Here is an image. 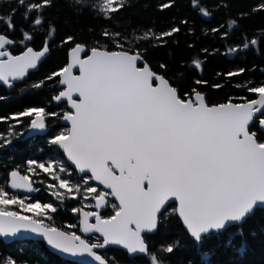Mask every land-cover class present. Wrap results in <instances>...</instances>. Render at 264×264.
<instances>
[{"label": "snow or ice", "instance_id": "snow-or-ice-1", "mask_svg": "<svg viewBox=\"0 0 264 264\" xmlns=\"http://www.w3.org/2000/svg\"><path fill=\"white\" fill-rule=\"evenodd\" d=\"M3 2V0H0ZM16 7L7 16L0 15L6 31H0V84L12 88L23 81L30 70L38 68L50 54L57 24L48 15L56 0H10ZM193 7H199L192 0ZM83 0H74V6H82ZM175 0L161 5L167 9ZM98 16L112 19L114 13L128 6L127 0H95L88 5ZM23 9L22 20L26 27L17 29L13 18ZM264 10V3L253 12ZM200 14L211 16L210 10L201 8ZM248 14L242 13L240 18ZM239 31L237 19H231L211 31L224 39ZM20 32V37L12 35ZM172 27L162 32H146L140 39H162L179 32ZM37 35L44 39L39 49L31 46ZM102 37L116 46L109 50L96 46L87 47L77 42L75 35H67L61 46L72 44L69 62L33 84L40 88L55 80L62 88L52 97L66 102L70 110L63 113L48 112L44 107H29L11 116H0V121H13L7 133H0V141L11 144L7 137L16 136L15 125L24 117L31 119L32 129L43 130L49 117L70 123L66 131L54 135L51 145L62 149L75 168L83 173L81 183H72L59 175L67 173L63 163L49 160H27V173L37 170L50 174L58 184H49L59 200L83 195L95 201L94 211L73 208L82 213L81 230L94 235V240L68 232L45 223L48 212H56L51 203L40 201L26 203L25 198L11 194L6 188L38 191L33 188L32 177L21 174L19 169L8 173V179L0 184V236L17 237L33 233L43 238L47 245L72 256L92 258L98 264H118L107 259L98 250L119 246L126 256L137 261L147 259L148 264H171V256L180 250V241L161 245L153 251L149 236L176 216L195 247L203 249L214 239L235 228L244 235L243 225L257 209L264 210V139L257 136L253 127L258 124L264 130V83L246 87L257 98H242V102L209 105L205 96L195 89L192 94L181 95L178 87L162 72H157L139 51L120 32L103 31ZM129 46L125 47V43ZM244 50L264 45V31L259 38L241 37ZM16 45L23 46L18 53ZM230 48L229 52L239 51ZM206 51V50H205ZM193 64L200 66L199 60ZM167 71V66L159 65ZM78 71V74H77ZM246 71L241 68L229 72V77ZM197 84L207 83L196 81ZM220 87V85H214ZM3 99V97H0ZM96 181L108 191L91 186ZM113 212L105 217L101 210L110 204ZM175 202L174 208L169 207ZM16 205L20 210H12ZM25 213H31L26 215ZM89 218H94L90 222ZM69 228L75 227L69 225ZM226 244L232 246L229 236ZM245 244H241L243 250ZM208 256V252L202 253ZM0 264H18L8 258ZM142 264V261L140 262ZM180 264H185L182 260ZM186 264H193L191 259Z\"/></svg>", "mask_w": 264, "mask_h": 264}, {"label": "trees", "instance_id": "trees-1", "mask_svg": "<svg viewBox=\"0 0 264 264\" xmlns=\"http://www.w3.org/2000/svg\"><path fill=\"white\" fill-rule=\"evenodd\" d=\"M94 2L95 0H83L82 6H74V0H56L54 6L47 10V15L56 22L58 29L53 37L50 54L42 60L36 71L30 72L23 81H17L14 87L5 88L0 85V97H3L0 99V116H11L29 107H44L48 112L64 108V105L56 104L52 99L61 89L55 80L40 88H34L32 85L67 64V51L72 44H60L67 35H75L77 42L85 43L89 48L99 42L101 47L117 50L113 43L101 36L105 30L120 32L127 40L133 41L131 47L144 52V58L153 70L164 73L173 81L181 95L185 92L192 94L195 89L205 95L209 105L226 103L229 100L240 103L242 98L254 99L255 94L247 92L246 87L237 85L247 86L250 83L251 86H258L264 83V45L258 44L244 50L240 43L242 36L249 39L259 38L264 31V10L253 12L264 0H197L199 7H193L192 0H175V5L167 9H162L161 5L168 0H127L128 6L114 13L112 19L98 16L96 11L88 6ZM13 7L16 5L10 0H3L0 2V15L7 16ZM201 8L210 10L212 15H201ZM22 12L23 9L13 18L17 29L26 27ZM242 13L248 15L241 19ZM231 19L238 20L240 30L226 29L231 33L229 39L211 31ZM172 27H179L180 31L162 39H140L146 32L155 33L159 37L162 32ZM0 31H6L2 21ZM12 35L19 38L20 32L16 31ZM43 39V35H37L31 46L40 48ZM128 46L126 42L125 47ZM234 47L240 50L228 51ZM22 49L23 46L19 45V48L13 51L19 52ZM194 60L200 61L199 67L193 64ZM161 64L167 66V71L159 67ZM241 68L246 71L232 77L226 75ZM198 80L207 83L197 84ZM21 119L22 124L15 125L18 134L7 137L12 143L6 145L0 141V184L8 179V173L13 169L26 173V162L29 159L44 163L60 159L68 172L59 175L71 182L77 183L78 180V183H81L82 176L67 164L59 148L49 143L52 136L62 131L59 125H53L45 135L26 137L30 117ZM13 123L11 120L0 121V133H7ZM31 177L32 180L36 179L40 189L28 199L51 203L57 209L54 213L48 212L51 219H46V224L56 225V216L60 213L69 218V225L77 227L73 218L76 213L72 209H91L93 206L94 200L83 195L57 199L52 194L54 189L48 185L58 184V181H54L50 174L31 173ZM90 184L99 189L93 182ZM6 190L10 192L8 188ZM62 209L67 212H62ZM110 210H113L111 206L102 213L108 215ZM243 229V236L236 234L237 230L232 228L222 238L214 239L203 249H199L193 245L178 217L172 216L150 241L153 251H157L161 245L180 241V250L171 256V264H180L182 260L186 264L188 259H191L193 264H264V210L257 209L243 225ZM229 236L233 240L232 246L226 244ZM242 243L245 244L243 250ZM203 252H208V256H204ZM8 258L15 259L18 264H80L58 256L49 251L43 242L31 239L9 243L0 239V262ZM113 258L118 259L120 264H140L141 261L142 264H148L141 259H124L116 253Z\"/></svg>", "mask_w": 264, "mask_h": 264}, {"label": "flooded vegetation", "instance_id": "flooded-vegetation-1", "mask_svg": "<svg viewBox=\"0 0 264 264\" xmlns=\"http://www.w3.org/2000/svg\"><path fill=\"white\" fill-rule=\"evenodd\" d=\"M19 48V45H16L14 48H13V50H15V49H18ZM37 49H39V48H37ZM23 50V49H22ZM21 50V51H22ZM16 53H18V52H16ZM16 83V82H15ZM55 103V102H54ZM56 104H62V105H64L65 107L63 108V107H61L62 109L61 110H58V111H53V112H58V113H63V112H65V111H67L68 109H67V106H66V103L65 102H62V103H56ZM61 111V112H60ZM31 119H33V117H30V121H29V123H28V127H27V130H28V128H29V125H30V122H31ZM46 130H45V132L44 133H39V134H36V135H45L48 131H50L51 130V127L53 126V125H59V127L62 129V131H66L67 129H68V126L66 125V124H63L61 121H60V118H52V117H49L48 118V120L46 121ZM253 130L254 131H256L257 132V136L260 138V139H264V131H262L260 128H259V126H258V124L257 125H255L254 127H253ZM36 135H33V136H36ZM30 137H32V136H30ZM67 162V161H66ZM68 164V163H67ZM69 165V164H68ZM70 166V165H69ZM65 167V166H64ZM71 167V166H70ZM72 168V167H71ZM73 169V168H72ZM21 172V171H20ZM39 173H44L42 170H39L38 171ZM22 174H26V173H23V172H21ZM30 176H31V173H28ZM60 174V173H59ZM78 174V173H77ZM80 176H83V175H80ZM33 181V188H35V189H40V187H39V185H38V182L36 181V179L35 180H32ZM96 186H98L99 187V190H105L103 187H101L99 184H97V183H95L94 181H92ZM105 191H107V190H105ZM38 191H35V193H37ZM12 194H16L17 196H19L20 198H25V197H27V199H26V203H30V202H35L36 200H32V201H30L28 198L29 197H31V196H33V195H31V196H27V195H22V194H17V193H13V192H11ZM109 200H110V204H109V206L108 207H110V205H111V203H115L113 200H111L110 198H109ZM43 204V203H42ZM93 206H94V202H93ZM93 206H92V208L91 209H87V208H84V207H79V209H81V208H84V209H86L87 211H94V208H93ZM176 206V204L174 203V202H171L170 203V205H169V207H172V208H174ZM13 208H12V210H20L19 209V207L18 206H16V205H13L12 206ZM107 208V207H106ZM106 208H104V210L106 209ZM103 210V211H104ZM102 211V212H103ZM62 212H67V210L66 209H62ZM101 212V213H102ZM110 212V214H108V215H104L103 213H102V215H104L105 217H107V216H109V215H111L112 214V212H113V210H110L109 211ZM26 215H31V213H25ZM73 218L76 220V222H77V227H73V228H69L68 226H69V224H68V220H69V218L67 217H64L63 215H61L60 213L59 214H57V216H56V225H51V226H55V227H57V228H60V229H62V230H64V231H68V232H72V231H76L77 232V234H79V235H82V236H84L85 238H90V239H92V240H94L96 237L94 236V235H91V234H88V235H84L82 232H81V230H80V225H79V213H76L74 216H73ZM179 219V218H178ZM58 224V225H57ZM157 233V232H156ZM155 233V234H156ZM155 234H152V235H150L148 238H149V240H150V238H152V236H154ZM20 241H23V240H29V239H19ZM32 240V239H31ZM15 241H17V240H15ZM98 252L101 254V255H104L107 259H109V260H112L113 259V254H118V255H120L122 258H124V259H129L127 256H126V253H125V251L123 250V249H119V248H115V247H108V248H106V249H101V250H98ZM115 259V261H117L118 262V264H120L119 263V261H118V259H116V258H114ZM139 260L141 259V260H144L145 262H148L147 261V259L146 258H144V257H139L138 258Z\"/></svg>", "mask_w": 264, "mask_h": 264}, {"label": "water", "instance_id": "water-1", "mask_svg": "<svg viewBox=\"0 0 264 264\" xmlns=\"http://www.w3.org/2000/svg\"><path fill=\"white\" fill-rule=\"evenodd\" d=\"M69 60H70V48L68 49V51H67V63L69 62ZM38 69V68H37ZM37 69H35V70H30V72H33V71H36ZM29 72V73H30ZM77 74H78V71H77ZM28 76V75H27ZM0 85H2V86H4L3 84H0ZM61 88H62V86L61 85H59ZM5 88H8L7 86H4ZM203 94V93H202ZM204 95V94H203ZM205 96V95H204ZM255 98H257V97H255ZM254 98V99H255ZM54 101V100H53ZM55 103H62V102H57V101H54ZM66 103V102H65ZM227 103V102H226ZM233 103H236V102H233ZM210 105H217V104H210ZM66 106H67V109L68 110H70V105L69 104H67L66 103ZM67 110V111H68ZM34 118V117H33ZM60 121L63 123V124H66L67 126H68V128L70 127V123L69 122H66V121H64L63 119H60ZM45 130H46V128L45 129H43V130H38V129H32L31 127H30V125H29V128H28V130L26 131V133H25V136L26 137H30V136H33V135H36V134H39V133H44L45 132ZM262 131H264V130H262ZM60 151H61V153H62V155H63V157L65 158V160L67 161V163L79 174V175H83V173H80L79 172V170L78 169H76L75 168V165L74 164H72V162L70 161V160H68V158H67V156H66V154L63 152V150L62 149H59ZM11 172V171H10ZM22 174V173H21ZM23 175V174H22ZM95 183H97V184H99V182H96V181H94ZM100 185V184H99ZM101 187H103L104 188V186L103 185H100ZM105 189V188H104ZM9 190L11 191V192H14V193H17V194H22V195H27V196H31V195H33L34 193H35V191L34 192H28V191H26V190H24V189H11L10 187H9ZM105 190H107V189H105ZM108 191V190H107ZM111 200H113L114 202H116L115 200H114V198H111V197H109ZM175 203V202H174ZM94 204H95V201H94ZM93 208H94V206H93ZM83 211H87L86 209H84V208H81ZM94 210H95V208H94ZM104 209H102L101 210V212L103 211ZM90 219V222H94V218H89ZM81 220H82V213H79V225H80V230H81V228H82V226H81ZM180 221V220H179ZM181 222V221H180ZM182 224V223H181ZM183 226V225H182ZM62 230V229H61ZM81 232H82V230H81ZM83 233V232H82ZM84 235H88V234H86V233H83ZM0 239L2 240V241H4V242H6V243H9V242H12V241H15V240H19V239H32V240H37V241H42L43 243H44V245H45V247L49 250V251H51V252H53V253H55V254H57L58 256H60V257H62V258H65V259H67V260H70V261H74V262H77V263H80V264H98V262H94L93 260H92V258L91 257H89V256H87L86 254L84 255V256H72V255H70V254H65V253H62V252H59L58 250H54V249H52L49 245H47V243H46V241L43 239V238H41V237H38V236H36L35 234H33V233H22L21 235H19V236H17V237H14V238H12V237H3V236H0ZM109 247H115V248H119V249H122V248H120L119 246H109Z\"/></svg>", "mask_w": 264, "mask_h": 264}, {"label": "rangeland", "instance_id": "rangeland-1", "mask_svg": "<svg viewBox=\"0 0 264 264\" xmlns=\"http://www.w3.org/2000/svg\"><path fill=\"white\" fill-rule=\"evenodd\" d=\"M57 162H58V163H61V160L58 159ZM63 166H64V165H63ZM26 174L29 175L28 173H26ZM65 174H67V173H65ZM66 179H67V178H66ZM75 181H76V180H75ZM76 182L78 183L79 181L77 180ZM72 183H75V182L73 181ZM102 190H103V189H102ZM103 191H105V190H103Z\"/></svg>", "mask_w": 264, "mask_h": 264}, {"label": "bare ground", "instance_id": "bare-ground-1", "mask_svg": "<svg viewBox=\"0 0 264 264\" xmlns=\"http://www.w3.org/2000/svg\"><path fill=\"white\" fill-rule=\"evenodd\" d=\"M202 93V92H201Z\"/></svg>", "mask_w": 264, "mask_h": 264}]
</instances>
